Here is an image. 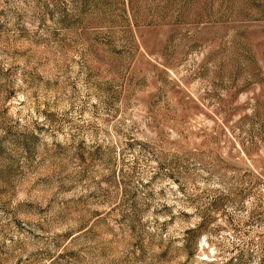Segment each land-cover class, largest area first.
I'll use <instances>...</instances> for the list:
<instances>
[{
	"label": "rangeland",
	"instance_id": "obj_1",
	"mask_svg": "<svg viewBox=\"0 0 264 264\" xmlns=\"http://www.w3.org/2000/svg\"><path fill=\"white\" fill-rule=\"evenodd\" d=\"M0 264H264V0H0Z\"/></svg>",
	"mask_w": 264,
	"mask_h": 264
}]
</instances>
